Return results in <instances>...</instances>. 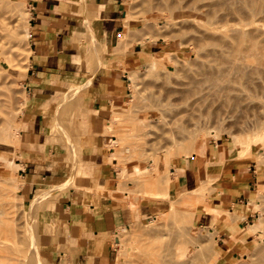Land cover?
Masks as SVG:
<instances>
[{"label":"rangeland","instance_id":"1","mask_svg":"<svg viewBox=\"0 0 264 264\" xmlns=\"http://www.w3.org/2000/svg\"><path fill=\"white\" fill-rule=\"evenodd\" d=\"M10 1L13 2V4L10 3L12 6L20 8L24 5L22 8H27L26 24L30 28L31 13L28 1ZM150 1L152 4L151 2L147 4L149 0H125L124 8L127 14L126 24L129 26L131 23L134 27H140L141 32L139 37L137 36L140 42L157 43L156 51L144 57L142 65L127 73L128 91L125 97L109 102L98 112L91 111L95 103L90 88L91 75L101 66L113 67L115 65L94 62V60L101 59L104 54H112L116 58L119 53L109 52L104 48L98 51L94 49L95 33L90 25V12L86 13L87 23L85 28L80 29L82 31L86 29V32L81 35L78 44L87 61L76 65V70L82 68L85 72L82 76H86V79H78L74 74L68 78V82L65 81L61 84L60 91L51 98L53 104L47 107L51 112L50 117H53L52 120L59 119V121L53 120V122L48 119V116H44V104L30 102L26 93L24 83L29 68V37L26 38L22 32L23 26L19 25L21 21L12 23L13 20H11L10 27L13 26V29L19 25L18 30L15 29L18 36L12 45L16 50L11 49L12 53H7V60L0 64L2 73L0 76L3 79L0 82L3 85L0 87L8 89L3 90L4 92L0 90V94L4 95L0 96V115L5 117L1 122V116L0 124L3 127L6 123H11L9 125L16 127L19 134L12 131V136L9 135L8 140L0 141V229L4 224L1 221H4L10 229L9 236H0V247L10 250L6 249V252L0 249V254L9 255L7 256L9 259L5 258L1 264H19L21 257V260L30 261L34 257V263H29L35 264L38 255L41 257L38 258V264H65L64 256L49 253L45 248V240H42L41 235L43 232H48L52 224L44 216V213L49 209L53 210L54 206L51 207V202L66 193L70 187H84L82 185L84 178L79 171L83 153L81 139L88 132L87 120L91 117V113L100 114L99 118L103 120L99 132L105 137L103 143L105 155L109 157L110 153L114 154L112 159H115L114 166L117 170L119 166L125 165L126 167L123 175L117 176L118 187L111 191L114 198L134 209L140 204L154 206L152 213L148 216H143L139 220L121 227L116 232L114 264H134L135 261L139 264L143 261V264H149L154 259L149 257L152 254H155V257L158 256L157 264H166L167 260H171L167 261V264H171V262L174 264L178 260V264H219L220 255L216 249L213 234L194 224L195 213L206 208L210 196L215 192L212 187V177L206 171L204 179L197 180L198 185L194 190L182 193L179 189L170 186L172 184L171 177L175 176L172 172L178 171L181 167L182 158H190L194 154L196 156L203 155L205 145L214 144L213 142L228 147L238 158L250 156L252 153L256 168L264 172V61L245 65L241 59L237 58V68L228 80L221 82L219 92L214 93L209 90L207 92L203 87L200 93L190 94L185 102H176L175 105L174 99L178 101V96L174 97L167 91L173 92L180 87L183 89L178 90H188L190 86L193 87L194 82L198 80V77L200 78V75L197 74L198 68L202 66L200 59L203 64L212 58L216 54L218 46L212 47L213 40L210 39H212L213 33H210V38L205 35V38L209 39L207 42L212 43L211 48L215 53L211 52L212 56H206L208 55L207 51H210V44L206 45L201 42V40L205 41V38L202 39L204 34L202 36L200 30H204L201 26L208 25L207 21L210 18L206 24H203L201 20L207 18L196 19L197 27L195 29L194 20L191 18V21L187 17L188 15L178 8L177 1L170 2L172 12L168 9L170 0ZM157 1L161 3L157 5ZM175 4L176 7L172 8ZM222 12L221 8L215 9V14ZM185 16L188 18L187 21ZM211 18L215 19L212 16ZM236 18L241 20L237 24L239 28L246 29L253 25L252 27H258L264 34V0L257 3L249 16L246 17L240 13L236 15ZM211 21L216 27L215 20L211 19ZM203 22L205 23V21ZM214 24L212 25L214 26ZM80 30L76 29V33L81 34ZM154 34L158 35L157 39L156 36L152 37ZM189 36L191 38L198 36L201 40L199 42L197 38V42H194L195 39H189ZM126 37L128 38L129 35ZM126 37H124V41L130 43H134L137 39L136 36H132L133 39L131 37L128 40ZM195 43H201L197 49ZM200 45L205 47L202 49L206 50V53L198 48L201 47ZM208 48L209 50H207ZM10 55L15 59L14 67L10 60L11 64L9 66L7 64L8 59H12ZM205 58L208 59L205 60ZM178 59L180 60L178 61ZM17 60L19 62L15 63ZM194 66L198 67L197 70L193 69ZM184 71L186 72L184 73ZM4 74L6 75L3 77ZM7 79L9 81L13 79L9 85ZM184 82L190 86H185ZM174 84H177V87ZM170 96L173 97L169 98ZM171 100L174 103H170ZM166 101L167 103H165ZM58 104L60 108L56 109ZM175 113L176 115H174ZM174 116H177L176 119ZM31 117L35 118V128L42 132L39 142H34L32 136L29 142L28 131L30 126L32 127L29 125ZM138 117L143 119L146 125L142 126ZM44 118L48 122L44 121ZM0 136H4L2 131ZM112 140L117 141L113 146L110 144ZM188 140H192L194 151L190 150V146L187 144ZM30 154L34 155V161L43 158V163L47 167L52 166L54 169L66 173L69 177L67 186L45 188L38 185L36 186L38 189L27 194L24 187L23 166L16 170L9 165L8 159L12 158L16 163L22 165L30 160ZM208 164L206 161V169ZM257 191L262 195H258ZM250 206L253 211V216L249 221L252 227L248 230L251 237L245 242L241 252L230 260L229 264H251L255 260L254 256L256 258L258 256L257 259L260 257L259 252L256 254V251L264 248V180L255 186ZM207 210L216 215L217 224L232 218V215L221 216L218 208L209 207ZM203 236L208 237L207 241L201 240L200 237ZM20 249H23L22 252L25 251V253H22ZM27 253L30 256L26 255ZM167 255L170 256V259L165 257ZM251 255L254 256L251 257ZM137 257H141L142 262L140 259L136 260ZM143 258L145 259L143 260ZM162 258L163 261L165 259L164 262L162 261L163 263L161 262ZM146 259L149 262L146 263ZM173 259L174 261H172ZM5 260L7 261L5 262ZM41 260L42 262H40ZM253 262L257 264L258 260Z\"/></svg>","mask_w":264,"mask_h":264},{"label":"crops","instance_id":"2","mask_svg":"<svg viewBox=\"0 0 264 264\" xmlns=\"http://www.w3.org/2000/svg\"><path fill=\"white\" fill-rule=\"evenodd\" d=\"M27 1L31 18L29 68L24 87L30 102L51 106V98L71 75L86 79L82 76L85 73L82 68L76 70L77 63L87 61L78 44L81 35L76 33V29L87 23L84 21L87 11L91 14L90 25L95 33L94 49L104 48L119 53L116 58L112 54H104L101 59L94 60L115 66H101L91 75L90 88L95 101L91 111L98 112L109 102L124 98L128 91L127 73L142 65L144 57L156 51L157 43L154 42L136 39L134 43H125L124 40L123 45L118 43L122 34L126 36L128 31L130 38L140 34V27L126 24L125 0ZM90 116L88 132L81 139L83 155L79 171L84 178V187H70L51 202L53 210L44 213L52 224L49 231L41 235L45 248L49 253L64 256L65 264H114L116 232L148 216L154 208L140 204L134 209L114 198L111 191L118 187L115 159L106 161L105 137L99 132L103 125L100 114L91 113ZM34 120L31 117L29 121L32 125L28 131L29 142L31 136L34 142H39L42 137ZM213 143L205 145L203 157L209 163L207 173L212 177L215 192L206 208L195 213L194 224L213 234L220 255L219 264H229L251 237L248 232L253 216L250 202L255 186L264 180V172L256 168L252 153L238 158L228 147ZM33 158L34 155L30 154V160L22 163L27 194L38 189V185L48 188L68 182L66 173L47 167L43 158L37 161ZM196 169L197 156L194 154L182 168L172 172L175 176L171 177V187L182 193L195 189L198 185ZM209 207L225 209L232 218L217 224L216 215L207 210Z\"/></svg>","mask_w":264,"mask_h":264},{"label":"bare ground","instance_id":"3","mask_svg":"<svg viewBox=\"0 0 264 264\" xmlns=\"http://www.w3.org/2000/svg\"><path fill=\"white\" fill-rule=\"evenodd\" d=\"M18 1H20V0H18ZM144 1V0H143ZM154 1H156V0H154ZM163 1V0H162ZM168 1V0H167ZM173 0H170L169 2H168V5H169V7H168V9H169V11L171 10V6L172 5H170V2H172ZM175 1H177L178 2V4H179V7L178 8H180V10L181 11H183L185 14H187L188 16L187 17H189V19L192 21V19L195 21H193V23H195V29H196V25H197V20L196 19H206V20H201L202 21V23L203 24H206V21L210 18V20L212 19V20H215V23H216V27H215V24L211 21L210 22V20H208L207 22H209L208 23V25L206 24V25H204V27H203V25L201 26V28H204V30L203 31H201L200 30V33H202V36H203V34H204V37H202V39L203 38H205L206 36L205 35H207V38L209 37L210 38V33L212 34L211 35V37H212V39H210V40H213L212 41V43L213 44H215V45H213L212 43H210V41L209 42H207L209 39H206L205 38V41L204 40H201V42H203V44H205L206 43V45L209 43L210 44V51H207L208 53H206L202 48H205V47H202L201 45V47H198V48H201L202 50H203V53H206V54H208V55H206V56H212L213 54H215L214 53V51L212 50L213 48H214V46L216 47V46H218L217 48H218V50H217V52H216V54L212 57V58H210V59H208V58H205V60L206 59H208L206 62L203 60V62H205V63H203L202 64V60L200 59V63H201V65L202 66H200L198 69H199V71L197 72V74H198V76L200 75V78L198 77V80H196V82H194L195 83V85L192 87V86H190V85H192V83H190L189 81V84L187 85V83L186 82H184V83H186L185 84V86L187 85V86H190V88H188V90H178V89H180V88H175V86L177 85H173L174 86V88L175 89H177V90H173V92H170V90L169 91H167V92H169V94H173L174 95V97L175 96H178V101H175L176 99H174V102L171 100L170 101V103L171 102H173L175 105H176V102H178V103H182V102H185L186 100H187V98L189 97V95L190 94H194V93H200L202 90H203V87H205L206 88V90H207V92H209V91H212V92H214V93H216V92H219L220 90H221V82H223V81H225V80H228L229 79V76L231 75V74H233L234 73V71H235V69L237 68V65H236V60H237V58H239V59H241L242 60V62H243V64H245V65H249L250 63H253V64H255V63H258V62H261V61H264V34L260 31V29L258 28V27H252V26H250L249 28H246V29H241V28H239L238 26H237V24L238 23H240L241 22V20H238L237 18H236V15L237 14H240V13H243L246 17L247 16H249L250 14H252V11L255 9V7L257 6V3L259 2V1H261V0H175ZM21 2V1H20ZM150 0H149V3H147V4H150ZM158 2V1H157ZM164 2V1H163ZM11 1L9 2V0H0V64L2 63V62H4V61H6L7 60V57H8V54H9V52H11V49H14V50H16L15 48H13L12 47V45L14 44L13 42L17 39V33H16V30H18V26L19 25H21V27L23 26V28H22V32L24 33V36L27 38V37H29V27H28V25L26 24V17H25V15H26V11H27V8H22L24 5H22V7H20V8H17L18 6L16 5V3H14V5H16L17 7H15V6H12L11 4H13V2L11 3ZM156 3V2H155ZM161 3V2H160ZM159 2H158V4L157 5H159L160 4ZM151 4H152V2H151ZM19 5V4H18ZM156 5V4H155ZM162 5V4H161ZM167 5V6H168ZM21 6V5H20ZM166 6V7H167ZM174 7H176V4L172 7V8H174ZM129 8V7H128ZM177 8V9H178ZM216 8H221L222 10H223V12L222 13H220V14H215V9ZM85 11H86V9H85ZM178 11V10H177ZM171 12H172V10H171ZM86 13H88V11L86 12ZM179 13V12H178ZM89 14V13H88ZM181 14V13H180ZM86 15V14H85ZM127 15V14H126ZM126 15H124V17L126 16ZM89 16H91V14H89ZM206 16H208V17H206ZM211 16L212 17H214L215 19H213V18H211ZM185 18H186V16H185ZM192 18V19H191ZM187 19L188 18H186V21H187ZM11 20H13L12 21V23L13 22H15V21H21L20 22V24L18 25V26H15V28L13 29L12 27H10V23H11ZM88 20H90L89 19V17H88ZM87 20V21H88ZM84 21H86V20H84ZM126 21H127V17H126ZM183 21V20H182ZM191 21H190V23H191ZM200 21V20H199ZM200 21V22H201ZM203 21H205V23L203 22ZM90 22V21H89ZM127 23V22H126ZM188 24H189V22H187ZM23 24V25H22ZM212 24H214V26L212 25ZM219 24H221V25H219ZM13 25V24H12ZM17 25V24H16ZM185 25H187L186 23H185ZM85 26V25H84ZM82 27V28H85V27ZM211 26H213V27H211ZM222 27V28H221ZM17 28V29H16ZM81 28V29H82ZM16 29V30H15ZM19 29H21V28H19ZM89 29V28H88ZM195 29H194V32H195ZM199 29V28H198ZM80 30V29H79ZM86 30V29H85ZM85 30H80L79 32H81V34H79V35H83V33L84 32H86ZM190 31V30H189ZM193 31V30H192ZM191 31V33H193ZM124 32V31H123ZM122 32V33H123ZM126 32V31H125ZM124 32V33H125ZM141 32V31H140ZM145 32V31H144ZM18 33H19V31H18ZM88 33V32H87ZM128 33H129V31H128ZM128 33L126 34V36H128ZM147 33V32H146ZM188 33H190V32H188ZM199 33V34H200ZM20 34V33H19ZM147 34H149V33H147ZM195 34V33H194ZM193 34V36H195ZM208 34H209V36H208ZM85 35V34H84ZM149 35H152V34H149ZM148 35V36H149ZM126 36H124V34H122V36H121V38H120V36H119V40H120V42H118V43H120V44H122L123 45V43L122 42H124V41H122V40H124V37H126ZM132 36V35H131ZM134 36V35H133ZM136 36H137V34H136ZM154 36H156L155 38L157 39V37H158V35L157 34H154L152 37H154ZM199 36V35H198ZM197 36V38H198V40H199V37ZM86 37V36H85ZM139 37V36H138ZM144 37V36H143ZM127 38V37H126ZM125 38V39H126ZM128 38H130V35H129V37ZM128 38H127V40H128ZM135 38V37H134ZM145 38V37H144ZM189 39H192V38H194V37H188ZM197 38H194L195 39V41L194 42H197ZM201 38V37H200ZM132 39H133V37H132ZM136 39V38H135ZM137 39H139V38H137ZM187 39V38H186ZM25 40V39H24ZM126 40V41H127ZM200 40H199V42H200ZM130 41V40H129ZM188 42V41H187ZM193 42V41H192ZM191 42V43H192ZM22 43V42H21ZM126 43V42H125ZM124 43V44H125ZM186 43V42H185ZM88 44V43H87ZM120 44H118V46L120 45ZM197 44V45H196ZM199 44H201V43H199ZM198 43H195V45H196V49H197V46L199 45ZM202 44V45H203ZM211 44H212V47L213 48H211ZM17 45H19L18 43H17ZM121 45V46H122ZM87 46V45H86ZM14 47H17V46H14ZM88 47V46H87ZM120 48H122V47H120ZM9 49H10V51H9ZM201 49H199V50H201ZM207 50H209V48L207 49ZM212 50V51H211ZM198 52H200V51H198ZM198 52H196V53H198ZM210 52V53H209ZM211 52L213 53L212 55H211ZM8 53V54H7ZM12 53V52H11ZM201 54V53H200ZM7 55V56H6ZM10 56H12V55H10ZM9 56V57H10ZM199 56H201V55H199ZM11 58V57H10ZM196 58V57H195ZM9 60L11 61V63L13 62V64H12V67H14L13 65H15L14 64V57L12 56V59H8V61H7V64H8V66H9V64H11L10 62H9ZM180 59H178V61H179ZM155 61H157V60H155ZM9 62V63H8ZM16 62H19L18 60L17 61H15V63ZM177 62V61H176ZM184 63H185V61H184ZM186 63H188V62H186ZM199 63V64H200ZM18 64V63H17ZM17 64H16V66H17ZM152 64H155L154 62H152ZM179 64V63H178ZM177 64V65H178ZM180 64H182V63H180ZM191 64V62L189 63V65ZM197 64V63H196ZM195 64V65H196ZM198 64V65H199ZM189 65H187L186 64V66H189ZM198 65H196V66H198ZM11 66V65H10ZM196 66H194L193 67V69L194 70H197V68H196ZM188 68V67H187ZM191 68V67H190ZM189 68V70L191 71V69ZM196 68V69H195ZM184 69H185V67H184ZM192 69V70H193ZM194 70H193V72H194ZM2 71V70H1ZM24 71V70H23ZM26 71V70H25ZM186 71H184V73H185ZM4 73V72H3ZM0 74H2L1 72H0ZM6 74H4L3 75V77L5 76ZM65 76V75H64ZM72 76V75H71ZM1 77V76H0ZM9 77V76H8ZM195 77H197V76H195ZM7 78V77H6ZM187 78H188V76H187ZM191 78V77H190ZM5 79V78H4ZM197 79V78H196ZM13 80V79H12ZM12 80H10L11 82H12ZM189 80V79H188ZM3 81V79H2V77L0 78V82H2ZM7 81H9L8 79H7ZM6 81V82H7ZM10 81L8 82V85L10 84ZM175 83V82H174ZM183 83V82H182ZM7 84V83H6ZM0 85H3V84H0ZM177 87V86H176ZM6 89H7V87H5ZM173 88V89H174ZM6 89H4V87L2 86V88L0 87V90H6ZM181 89H183V88H181ZM8 90V89H7ZM209 90V91H208ZM4 92V91H3ZM7 92V91H6ZM4 94V93H3ZM6 94V93H5ZM2 95V93L0 94V96ZM2 96H4V95H2ZM55 96V95H54ZM53 96V97H54ZM164 97V96H163ZM171 97H173V96H170L169 98H171ZM163 99V101H165L164 100V98H162ZM162 99H161V101H162ZM168 99V98H167ZM168 100H170V99H168ZM165 103H167V101L165 102ZM172 103V104H173ZM6 104V103H5ZM0 105H1V103H0ZM59 105V104H58ZM165 105V104H164ZM168 105V104H167ZM175 105H174V107H175ZM4 106V105H3ZM44 106H45V110H44V116L45 117H47L48 116V119H50V121H52L53 122V120L54 121H59V119H53L52 120V118L53 117H50V114H51V112L47 109V107L49 106V104H45L44 103ZM57 106V105H56ZM146 107H148V106H146ZM58 108H60V105L59 106H57V108L56 109H58ZM153 108V107H152ZM176 108V107H175ZM1 109V108H0ZM143 109H144V106H143ZM170 109H172V108H170ZM150 110V109H149ZM158 110V109H157ZM163 110V109H162ZM2 111H4L3 109H2ZM158 111H160V110H158ZM178 113V112H177ZM263 113V112H262ZM172 114V113H171ZM179 114V113H178ZM178 114H177V116H178ZM138 115V114H137ZM173 115V114H172ZM174 115H176V113L174 114ZM180 115V114H179ZM1 116H2V121L1 122H3L4 120L3 119H5V117L3 118V115H0V120H1ZM54 116V115H53ZM164 116V115H163ZM177 116H174V119H176L175 117H177ZM164 117H167V116H164ZM7 118V117H6ZM140 117H138V120H139V122L141 123V125L142 126H144V125H146V122L143 120V119H139ZM162 118V117H161ZM168 118V117H167ZM264 118V117H263ZM137 119V118H136ZM145 119V118H144ZM150 119V118H149ZM6 120H8V119H6ZM44 121H46L45 120V118L43 119ZM61 120V119H60ZM151 120V119H150ZM63 121V120H62ZM166 121V120H165ZM47 122H48V120H47ZM133 122H134V120H133ZM149 122H151V121H149ZM149 122H147V123H149ZM5 123H6V121H5ZM63 123V125H64V122H62ZM139 123V124H140ZM9 124H11V123H9ZM9 124H7L6 123V125H4L3 127H1L2 125L0 124V128H2L1 130H0V133H1V131H2V133L4 134V136H0V141L2 142V141H6V140H8L10 137H8L9 135H11V133H12V131H13V133L14 132H17L18 134H19V132L17 131V128L16 127H14V126H12V125H9ZM58 124V123H57ZM56 124V125H57ZM60 124V123H59ZM53 125H54V123H53ZM138 125V124H137ZM58 126V125H57ZM135 126H136V124H135ZM16 133V134H17ZM57 133H59V132H57ZM12 136V135H11ZM14 136V135H13ZM17 137V136H16ZM54 139H56V138H54ZM189 139H191V138H189ZM19 140V139H18ZM116 140H112L111 142H110V144H111V146H113V145H115L116 144ZM234 142H235V140H234ZM187 144L190 146V150L192 151H194L195 150V147L192 145V140H188V142H187ZM83 155V154H82ZM114 156V154L112 153H110V156L109 157H107V162H110V161H112V157ZM187 159L188 158H182L181 159V161H180V165H181V168L186 164V161H187ZM89 161V160H88ZM8 162H9V165H11V167H13V168H15L16 170L17 169H20V168H22V165L20 164V163H16L12 158H10V159H8ZM126 170V167H125V165L123 166H119L118 167V177H120L121 175H123V173H124V171ZM197 180H199V181H202L203 179H204V177H205V175H206V171H207V169H206V160H205V158L203 157V155H201V154H199V155H197ZM116 178V177H115ZM67 184L68 183H65V184H62L61 186H57L58 188H64V187H66L67 186ZM59 185V184H58ZM171 186V185H170ZM2 190V189H1ZM194 190V189H193ZM258 192V195H262V193L261 192H259V191H257ZM225 204V203H224ZM73 208H74V206H73ZM238 208V207H237ZM218 212L220 213V215L221 216H223V217H228V216H230L231 214L228 212V211H226L225 209H221V208H218ZM232 213V212H231ZM243 217V216H242ZM1 220V219H0ZM1 222H3L4 224V226L2 225V229H0V236L1 235H3V236H6V235H8L9 236V234H10V229H9V227H8V225L4 222V221H1ZM1 227V226H0ZM180 237V236H179ZM201 238V240H203V241H207V238L208 237H200ZM198 239H199V237H198ZM182 241V240H181ZM183 242V241H182ZM181 243V242H180ZM264 246V245H263ZM263 248V247H262ZM0 249H2V250H4V251H6L7 252V248H2V247H0ZM7 249V250H6ZM261 249V248H260ZM259 249V250H260ZM21 250V249H20ZM23 250V249H22ZM22 250H21V252H22ZM8 251H10V250H8ZM16 251V250H15ZM31 251V250H30ZM140 251V250H139ZM16 252H18V251H16ZM257 252H259V254L258 255H260V257H259V259H257L258 258V256H257V258L254 256V255H251V257L252 256H254V259L255 260H253V261H256V260H258V262H257V264H264V248L263 249H261L260 251H256V254H257ZM9 253H11L12 254V252H9ZM14 253V252H13ZM22 253H25V251L24 252H22ZM30 254H31V252H29ZM144 253V252H143ZM142 253V254H143ZM162 253V252H161ZM169 253V252H168ZM254 253V252H253ZM252 253V254H253ZM15 254H19V253H15ZM14 254V255H15ZM30 254H26V255H29L30 256ZM147 254V253H146ZM164 254V253H163ZM1 256H0V264L4 261V259L6 258L7 260L9 259V258H7V256H9V255H2V254H0ZM25 255V254H24ZM32 255V254H31ZM145 255V254H144ZM153 255V254H152ZM149 256V255H147V256H149V257H151V259H153L152 260V262L153 261H155L154 263H156L157 264V260L158 259H156V258H158V256H156L155 257V254L153 255V256ZM162 255V254H161ZM171 255V254H170ZM17 256V255H16ZM20 256H22V255H20ZM168 256V255H167ZM165 256L166 258H168V259H170V256ZM172 256V255H171ZM10 257H12L13 259H15L12 255H10ZM143 257V256H142ZM153 257V258H152ZM164 257V256H163ZM173 257V256H172ZM171 257V258H172ZM11 258V259H12ZM18 258H19V256H18ZM22 258V257H21ZM21 258H19L20 259V263L19 264H30L29 262H33L35 259H34V257L31 259L32 261H30V260H27V259H22L21 260ZM38 258H41V257H39V255H38ZM38 258L36 257V261L39 263V260H38ZM43 258V257H42ZM147 258V257H146ZM140 259V261H141V257L140 258H138L137 257V259L136 260H139ZM145 258H143V260H144ZM149 259V258H148ZM148 259H146V263H147V261H148ZM151 259H149V261H151ZM160 259H161V256H160ZM7 260H5V262L7 261ZM45 260V259H44ZM176 260V259H175ZM252 260V259H251ZM16 261H17V257H16ZM148 261V262H149ZM160 261V260H159ZM158 261V262H159ZM163 261V258H162V260H161V262ZM164 261H165V259H164ZM163 261V262H164ZM167 261H171V260H167ZM167 261H166V264H167ZM172 261H174V259L172 260ZM179 261V260H178ZM178 261H176V262H174V264L176 263V264H178L177 262ZM181 261V260H180ZM251 262V264L252 263H254V262ZM4 262V263H5ZM37 262H35V264L37 263ZM40 262H42V260L40 261ZM135 262H137V261H135ZM135 262H134V264H135ZM142 262V261H141ZM144 262V261H143ZM143 262L142 263H140V264H143ZM152 262H150V263H152ZM162 262V263H163ZM8 263H9V261H8ZM34 263V262H33ZM32 263V264H33ZM37 263V264H38ZM149 263V264H150ZM154 263H152V264H154ZM16 264V263H15ZM41 264V263H40ZM42 264H44V263H42ZM46 264H48V263H46ZM137 264H139L138 262H137ZM145 264V263H144ZM159 264V263H158ZM161 264V263H160ZM165 264V263H164ZM170 264V263H169ZM171 264H172V262H171ZM254 264H256V262L254 263Z\"/></svg>","mask_w":264,"mask_h":264}]
</instances>
